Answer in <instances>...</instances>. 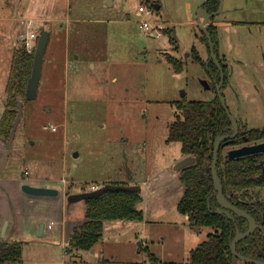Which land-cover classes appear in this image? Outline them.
I'll use <instances>...</instances> for the list:
<instances>
[{"label":"rangeland","instance_id":"1","mask_svg":"<svg viewBox=\"0 0 264 264\" xmlns=\"http://www.w3.org/2000/svg\"><path fill=\"white\" fill-rule=\"evenodd\" d=\"M204 1H48L54 6L52 19L30 24L37 34L42 28L49 32L37 93L23 101L8 162L0 175L15 177L25 172L66 187V200L69 187L78 189L86 181L101 182L105 177L128 182L161 173L182 153L179 141H167L170 123L181 115L178 104L190 99L211 100L217 95L216 81L200 60L210 57L198 24ZM33 3L46 13V0H0V16L13 15L14 8L21 14H33L27 11ZM140 4L152 12L139 14ZM221 13L241 19L243 24L220 31V49L226 58L220 56L228 68V81L222 86L226 105L242 127H262L264 23L260 21H264V0H223ZM65 17L68 21L64 22L61 18ZM103 17L111 20H90ZM141 19L161 34L153 35V28L144 30ZM11 23L0 18V82L2 71L4 75L9 71L8 59L12 60L11 53L2 51V44L11 29L23 33L18 21ZM170 54L180 59V69L168 60ZM92 61L94 64H89ZM1 91L0 116L5 107ZM251 191L253 200L259 198L264 204V185ZM69 210L63 224L51 218L56 224L48 234L22 241L20 258L0 264H148V252L158 255L160 251L163 264H191L190 249L214 232L212 227L183 219L176 228L173 215L182 218L183 214L174 208L167 209L162 225L148 223L147 229L158 238L143 236L139 221L134 225L116 219L112 226L106 223L105 238L94 246L98 253L104 252L100 256L90 249L65 248L64 221L83 216L82 211ZM118 228L124 230L117 233ZM136 229L140 232H134ZM142 240L146 242L140 247ZM233 264L252 263L237 257Z\"/></svg>","mask_w":264,"mask_h":264},{"label":"trees","instance_id":"2","mask_svg":"<svg viewBox=\"0 0 264 264\" xmlns=\"http://www.w3.org/2000/svg\"><path fill=\"white\" fill-rule=\"evenodd\" d=\"M218 6L219 0H205L201 4V8L209 13H213ZM216 17L217 14L212 15L211 20ZM206 28L223 69L224 86L228 81V68L218 50V27L209 23ZM202 38L206 41L209 50L204 32ZM33 56L34 49L29 52L23 46L17 47L13 52L11 72L5 88L7 93L5 108L0 116V135L5 138L9 135L19 97L23 98V101L27 99L25 89L31 73ZM167 57L176 69L182 67L180 59L171 54ZM200 60L212 73L214 81H218L220 70L213 58L210 56L206 61ZM178 108L181 115L170 123L167 141H179L182 154H191L195 160L179 170V179L184 185V191L177 203V209L188 215V221L192 225L214 228V232L208 233L206 239L190 250L189 261L193 264H233L237 256L231 252L229 242L236 227L245 229L247 219L242 216L232 219L222 212L214 211L219 204L215 197L210 171L214 139L218 134L232 131L231 121L218 95L211 100H184L178 104ZM238 124L239 132L230 142L231 145H239L246 140L251 142L264 139V126L242 127L239 121ZM224 148L220 146L217 160V171L221 177L223 193L229 200L247 209L264 225L263 204L258 199L253 200L254 194L251 191L256 186L264 185V151L229 158L224 153ZM89 185L84 182L81 189L86 190ZM69 188L68 192L71 189ZM140 200L139 191L127 189H109L97 196L84 199L85 221L73 227L66 249L88 250L94 247L101 238L105 219L142 220L143 211L136 206ZM258 209H261V212ZM21 243L22 240L3 239L0 242V262L5 259L20 258ZM236 248L243 254L264 259V228L257 227L251 234L239 239ZM148 261V264H163V260L153 252H148ZM130 264L145 263L134 261Z\"/></svg>","mask_w":264,"mask_h":264},{"label":"crops","instance_id":"3","mask_svg":"<svg viewBox=\"0 0 264 264\" xmlns=\"http://www.w3.org/2000/svg\"><path fill=\"white\" fill-rule=\"evenodd\" d=\"M50 1V0H48ZM46 0V13H41L42 8H39L36 4H30L27 11L28 12H34L33 14L26 15L21 14L19 8H14L13 15H1L0 18L7 20L8 22L13 24V21H18V24L21 26L20 18L27 17L31 19L32 25L35 22H42L45 20L52 19L51 16V10L54 8V6L51 5L50 2ZM159 7V6H158ZM204 15L203 11H201V15ZM200 15V19L201 16ZM64 22L68 21V17L61 18ZM74 20H85V18L75 17ZM92 22H109L111 20L110 18H93L90 19ZM259 21V20H258ZM247 22V21H246ZM244 21V23H246ZM253 22V21H250ZM250 22H247L246 24H249ZM257 22V20L255 21ZM210 23L216 25L218 27V50L219 54L223 56V58H226V55L224 52H221L220 46H221V40H220V31L226 30L227 27H234L235 25H243L241 22V19L236 18H230L225 17L224 14L218 13L216 19L211 20ZM261 24L264 23V21H260ZM244 24V25H246ZM22 28V27H21ZM14 29L10 30V33L7 34L4 44H2V51H6L8 54H12L14 50L19 47L21 34L22 32H17V34L13 33ZM23 30V28H22ZM15 34V35H13ZM12 43V45H11ZM14 49V50H13ZM90 57L89 59H91ZM10 61L9 64V71L8 75L4 71H2L1 74V82H0V90L1 91V100L5 105V99H6V83L9 78V74L11 71V59H8L7 62ZM89 64L93 65V61ZM4 68V67H3ZM5 108V107H4ZM4 111V110H3ZM3 113V112H2ZM2 115V114H1ZM4 138L2 135H0V162L2 160V157L4 155V152L6 150ZM11 152V149H10ZM10 155V154H9ZM184 155L181 153L178 157L174 158L173 161L169 163V165L161 172L154 175H149L148 177L144 179H129L128 182L124 181H116L117 179H109V178H102L101 182H93L89 184H97L101 185L105 182H120V183H138L141 187L139 194L141 195V200L137 202L136 206L137 208L141 209L143 211V219L142 220H129L132 224L135 225L136 222L142 223V228L140 229L141 232L144 234L143 236L147 237V234L149 236H154V232L147 229L148 223L156 224V225H162L164 222L163 219L166 217L167 209L174 208L176 211H179L177 209V203L183 194L184 191V185L181 183L179 179V171H176L173 169V164L183 157ZM9 158V157H8ZM8 162V160H7ZM6 162V164H7ZM6 166V165H5ZM4 166V168H5ZM3 168V169H4ZM2 169V170H3ZM1 170V171H2ZM87 182V181H86ZM23 183H30L35 185H48V186H55L59 189V193L57 195H37V194H29L25 192L22 189ZM66 188V187H65ZM65 188L59 187L57 184H52L51 182H43L38 177H29L28 173L22 172L21 175L15 176V177H9V176H1L0 175V229L5 219L8 220L7 228H6V237L8 240H22L27 241L32 238L34 235H40L43 236L45 232L47 234L51 229H53L54 223L51 228L47 227V223L49 219H54L56 222L60 221L63 224V219L67 218L68 209L69 211H75L77 214L80 213V211L83 212V216L78 219L73 220H65L64 221V228L67 235V240L69 239V235L72 232V229L74 226L79 225L85 221V203L84 200H82L81 203L76 204V201L69 202L66 198V200L63 198L65 193ZM82 186L78 189H70V192H77L81 191ZM259 199V198H258ZM260 200V199H259ZM81 201V200H79ZM78 201V202H79ZM261 201V200H260ZM262 203V201H261ZM263 204V203H262ZM264 207V204H263ZM180 212V211H179ZM65 213V217H64ZM181 213V212H180ZM183 214V213H182ZM173 222L176 223V228H180L181 225L178 221L183 219L184 221H188V215L183 214L182 218L180 215H173ZM116 219H105L103 220V229L101 233V239L105 238L106 228L105 225L107 222H109V226L112 221H115ZM128 220V219H124ZM18 225H15L17 224ZM43 222V229L41 234H39V224ZM161 223V224H157ZM125 225V224H123ZM63 228V227H62ZM69 229V232H68ZM121 230H124V228H119L116 230V232H121ZM148 231V233H147ZM134 232H140L139 229L134 230ZM160 234V232H159ZM162 234V231H161ZM163 236V235H162ZM145 237V238H146ZM158 238L159 236L155 235V238ZM161 238V237H160ZM4 239V238H2ZM115 239L118 240L119 236L116 234ZM64 240L65 242L67 241ZM53 241L58 242L57 239H53ZM146 241L142 240L140 243V247H143V243ZM161 244V243H160ZM65 245V244H64ZM162 246V244H161ZM66 248V246H65ZM94 250L90 249L91 252H95V254H98L100 256H104V252L100 251L98 253ZM194 248V247H193ZM192 249V248H191ZM190 249V250H191ZM163 251H160V253L157 255L158 257L163 260L164 255ZM193 264V263H191Z\"/></svg>","mask_w":264,"mask_h":264},{"label":"water","instance_id":"4","mask_svg":"<svg viewBox=\"0 0 264 264\" xmlns=\"http://www.w3.org/2000/svg\"><path fill=\"white\" fill-rule=\"evenodd\" d=\"M158 6H159L158 4H154L155 8H158ZM222 7H223V0H219V6L213 13H209L204 8L200 7V10L203 11L204 13L203 21L200 19V16L198 17V24L202 32H204L207 37L210 56L213 58L215 64L218 66L220 70V79L216 81L217 95L219 97L221 105L223 106L232 124V131L228 133L218 134L215 137L214 143H213V153H212L210 171H211L212 180L214 184L215 197L219 204V207H216L214 211L222 212L226 216L231 217L232 219H235L237 216H242L247 219V227L245 229H240L236 227L233 238L229 242L230 250L238 258L247 260L254 264H264V259L255 258L249 255L243 254L237 250L236 242L239 239L251 234L257 226L262 228L263 223L262 221L257 222L255 216L252 215L249 211H247V209L238 206L237 204H235L234 202H232L226 197V195L223 193L221 177L217 171L218 152H219V148L221 145L226 147L227 149L226 154L228 155L229 158L239 157V156L247 155L250 153H257V152L264 151V139L258 140L256 142H249L246 140L244 143H241L239 145H231L230 143L239 132V124H238L236 117L229 111L226 105L223 92H222V86L224 83L223 69L215 53L212 39L210 35L208 34V31L206 28L207 24L210 23L211 16L220 13V11L222 10ZM48 34H49L48 30H46L45 28H42L38 33L36 46L34 50L31 73L26 83L25 96L27 99L34 98L37 93L39 78L41 74L42 57H43L46 42L48 39ZM22 108H23V100L21 99L18 101L16 114L12 122L9 135L8 137L4 138L6 150L0 162V171L4 168L8 160V157L10 154V147H11L14 135H15V131L17 128L19 118L22 113ZM194 160H195V157L193 155L191 154L184 155L183 157L178 159L173 164V169H175L176 171H179L185 166L192 164ZM263 172H264V169H263ZM22 189L29 194H37V195H57L59 193V189L55 186L35 185V184H30V183H23ZM109 189H127V190L140 191L141 187L138 183L129 184V183H120V182H105L95 189L70 192L66 195V198L69 202L84 200L89 197L97 196L103 191L109 190ZM7 224H8V220L5 219L0 229V236L4 239L6 237ZM43 225H44L43 222L39 224V234H41L42 232ZM91 249L92 251L94 250V248H91Z\"/></svg>","mask_w":264,"mask_h":264},{"label":"built area","instance_id":"5","mask_svg":"<svg viewBox=\"0 0 264 264\" xmlns=\"http://www.w3.org/2000/svg\"><path fill=\"white\" fill-rule=\"evenodd\" d=\"M141 12H146V13H150L152 12L151 9H146L145 5L140 4L138 7V13L140 14ZM20 23L22 25L23 28V33L21 34V39H20V44L19 46H23L27 49V51H32L33 49H35L36 46V41H37V37L38 34L36 31L34 30H30V24H31V19L27 18V17H22L20 18ZM140 26L144 29V30H150V29H154L153 31L151 30V33L155 36H159L161 34V32L156 28H154L152 25H150V22L146 19H141L140 20ZM52 128H54V126H52ZM99 187V185L97 184H90L89 187L86 190H91V189H95ZM54 224V220H50L47 223V227L51 228L52 225ZM67 244H68V240H67Z\"/></svg>","mask_w":264,"mask_h":264},{"label":"flooded vegetation","instance_id":"6","mask_svg":"<svg viewBox=\"0 0 264 264\" xmlns=\"http://www.w3.org/2000/svg\"><path fill=\"white\" fill-rule=\"evenodd\" d=\"M257 199H258V198H257ZM258 200H259V199H258ZM258 210L261 212V209H258ZM262 215H263L262 219L264 220V211H262ZM257 222H260V221H257ZM262 223H263V222H262ZM246 227H247V226H246ZM246 227H245V228H246ZM257 227H259V226H257ZM257 227H256V228H257ZM260 228H261V227H260ZM262 228H264V225H263Z\"/></svg>","mask_w":264,"mask_h":264}]
</instances>
